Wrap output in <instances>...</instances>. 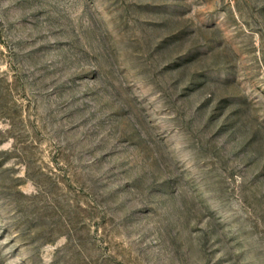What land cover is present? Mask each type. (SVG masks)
I'll list each match as a JSON object with an SVG mask.
<instances>
[{
    "label": "rangeland",
    "instance_id": "rangeland-1",
    "mask_svg": "<svg viewBox=\"0 0 264 264\" xmlns=\"http://www.w3.org/2000/svg\"><path fill=\"white\" fill-rule=\"evenodd\" d=\"M0 264H264V0H0Z\"/></svg>",
    "mask_w": 264,
    "mask_h": 264
}]
</instances>
